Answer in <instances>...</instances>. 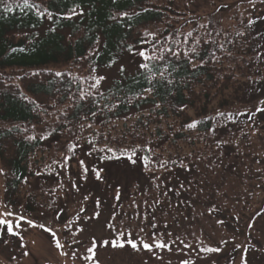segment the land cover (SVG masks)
I'll list each match as a JSON object with an SVG mask.
<instances>
[{
    "label": "trees",
    "instance_id": "trees-1",
    "mask_svg": "<svg viewBox=\"0 0 264 264\" xmlns=\"http://www.w3.org/2000/svg\"><path fill=\"white\" fill-rule=\"evenodd\" d=\"M198 2L28 0L33 5L28 8L24 0L0 2V166L7 206L33 215L54 213L65 190L61 167L66 168L78 146L105 165L139 168L140 163L144 169L164 170L183 164L161 159L165 143L190 140L192 146L202 138L203 147L188 159L207 171L221 167L227 157L224 146L235 138L232 128L247 116L238 109L264 95V17L258 14L227 27L211 20L195 24ZM6 6L12 11H5ZM169 47L182 54L196 47V64L202 58L203 67L193 71L187 57L169 54L167 59L177 65L169 77L175 85L164 86V62L150 61L152 70L141 72L143 61L135 57L134 71L92 87L99 73L117 66L124 55L144 50L158 56ZM63 67L75 71L58 72ZM149 80L155 84L150 93L144 91L153 86ZM82 90L89 93L84 100L79 99ZM136 116L127 130L111 136L110 124L125 125ZM193 122L194 137L179 131ZM151 124H164L167 131L157 129L148 139ZM49 136L56 139L50 148ZM61 138L67 145L54 156ZM39 153L53 158L36 164Z\"/></svg>",
    "mask_w": 264,
    "mask_h": 264
},
{
    "label": "rangeland",
    "instance_id": "rangeland-1",
    "mask_svg": "<svg viewBox=\"0 0 264 264\" xmlns=\"http://www.w3.org/2000/svg\"><path fill=\"white\" fill-rule=\"evenodd\" d=\"M194 8L195 24L211 20L227 27L258 14L264 17V0H199ZM135 57H140L139 51L101 71V84L107 85L121 68L122 73L134 71ZM63 70L75 71L63 67L58 72ZM258 108H264V95L254 105L238 109L247 116L245 121L239 119L241 126L232 128L235 138L224 146L227 157L213 172L188 159L203 147L202 138H195L192 146L190 140L165 143L161 159H171V163L179 159L183 164L164 170L144 169L140 163L139 168L105 165L106 161L87 156L86 149L78 146L66 168L61 167L65 190L55 212L47 216L7 206L0 175V213H13L4 218L18 233L10 235L0 226V264H264V114H256ZM138 118L125 125L123 121L110 124L111 136L118 129L127 130ZM147 128L148 139L156 136L157 129L167 131L164 124ZM179 131L194 137L193 128ZM48 140L50 148L56 139L49 136ZM58 143L54 156L67 145L63 138ZM50 158L39 153L35 163ZM224 166L230 170L223 171ZM29 220L51 229L55 237L44 228L29 226ZM121 232L125 239L130 233L138 247L152 243V251L142 247L137 251L126 243L123 248L111 247ZM57 240L63 248L56 247ZM155 242L167 247L157 248ZM90 247L93 252L88 251ZM206 248L220 250L208 252Z\"/></svg>",
    "mask_w": 264,
    "mask_h": 264
},
{
    "label": "snow or ice",
    "instance_id": "snow-or-ice-1",
    "mask_svg": "<svg viewBox=\"0 0 264 264\" xmlns=\"http://www.w3.org/2000/svg\"><path fill=\"white\" fill-rule=\"evenodd\" d=\"M0 2H2V0H0ZM24 7L25 8H28V7H33V5H30L28 3V0H24ZM5 11L7 12H11L12 11V8L10 6H6L5 7ZM72 13L73 15L76 14V9H72ZM49 17L51 16V13H48ZM69 19L71 17H68ZM251 23V22H250ZM219 35V34H217ZM188 36H192L191 33H188ZM187 42V41H185ZM205 43H209L210 41H204ZM201 41L199 40H196L195 41V44H200ZM219 48L223 49L224 45L223 44H219L218 45ZM131 51V49H129ZM13 51H15V49H13ZM21 51H24L23 49H21ZM155 51V49H154ZM171 55L173 57H181L182 55L184 57H187V63L190 64V65H193V71H195L196 67H203V59L200 58L201 60V63L199 65L196 64V61H197V58L199 57V52L197 50L196 47H192L189 52H185V53H180V52H177L175 51L173 48L169 47L165 53L161 54V55H158V56H153V55H149L148 53H146L144 50H140L139 51V56L141 57L142 59V63L139 64L138 66V70L141 71V72H145V71H151L152 69L150 68V61H162L164 62V66H163V71L160 72V78H161V81L163 83L164 86H169V85H172L174 86L175 85V80H174V77L173 78H169L172 76L173 72H175L177 70V65L175 64H172V62L170 60L167 59L168 55ZM215 55V53H213V56ZM169 65H171V67H169ZM121 71L123 72L124 69L121 68ZM55 75L59 76L61 75L60 73H56ZM104 79V77H99V78H96V82L95 84L92 85L93 88H95L100 80ZM149 84H152L153 86L152 87H148V88H145L144 91L145 92H152L155 88V84L153 83V81L149 80L148 81ZM89 95V93L87 92H83L82 90V94L80 95L79 99L80 100H84L87 96ZM25 99H27V97H25ZM32 103H35V101H32ZM257 111H264V108H258ZM93 115H95V113H93ZM189 128H194L196 127V122H193L191 124L188 125ZM111 151V150H109ZM83 163V162H81ZM0 175H5L4 173V170L2 168H0ZM5 207H7L5 205ZM13 213L11 212H5V213H0V226H3L5 229H6V232L10 235H18V233H16L14 230H13V223L4 218V217H7V216H12ZM20 219H23V217H21ZM27 223L29 224V226L31 227H40V228H44L45 231H48V232H52L51 229H48L46 228L44 225H35L33 224L32 221H27ZM20 225L17 224L16 227H19ZM55 232H52V236L55 237ZM119 236V241L117 240H113L111 242V247L113 248H123L125 246V243L130 245L132 249L134 250H137V251H140L141 250V247L145 250H148V251H152L153 249V244L152 243H142L141 247H138V245L130 238L131 234L129 233V238L125 239L124 238V235L123 233H119L118 234ZM226 243V242H225ZM108 245V242H105V246ZM155 247L157 248H165L167 247V245L165 243H162V242H155ZM56 247L57 248H63L64 245H62L59 240L56 241ZM205 251H208V252H218L220 249L219 248H206L204 249ZM89 252H93V248H89L88 249ZM65 255H67V253H64ZM91 259V257L89 258Z\"/></svg>",
    "mask_w": 264,
    "mask_h": 264
}]
</instances>
